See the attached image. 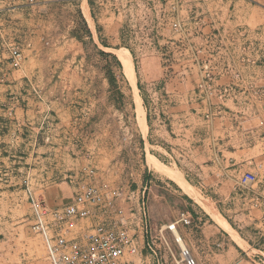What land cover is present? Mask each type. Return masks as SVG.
Instances as JSON below:
<instances>
[{
  "label": "crops",
  "instance_id": "crops-1",
  "mask_svg": "<svg viewBox=\"0 0 264 264\" xmlns=\"http://www.w3.org/2000/svg\"><path fill=\"white\" fill-rule=\"evenodd\" d=\"M89 1L82 5L91 16ZM166 1L168 11L188 20L187 28L173 26L203 53L212 80L201 91L199 79L188 95L174 90L172 100L154 102L145 113L135 77L139 101L133 103L145 125L139 181L132 158L116 157L106 132L111 113H117L107 77L85 65L86 36L115 56L120 40L106 38L100 45L95 23L89 25L82 5L75 10L74 0H0V172L14 175L11 183L24 197L21 180L27 179L24 184L39 201L0 202V264H40L41 244L32 245L31 238L47 250L58 238L52 253L59 261L47 264H64L78 249V259L86 258L105 224L128 228L120 264H128L126 254L138 255L140 232L147 235L155 226L165 240L169 225L177 250L187 248L194 264H264L259 213L244 197L264 182V130L255 113L236 121V112L259 111L254 95L264 92V0ZM66 12L80 16L90 35L74 19L66 22ZM116 32L114 26L110 34ZM13 47L21 53L17 67ZM130 180L135 191L118 187ZM88 188L97 206L77 202ZM70 204L78 215L56 224L51 212ZM158 207L166 212L158 216ZM32 223L41 226L38 236L30 231ZM152 254L156 264H164L160 252L159 258ZM141 257L149 264L147 255Z\"/></svg>",
  "mask_w": 264,
  "mask_h": 264
},
{
  "label": "rangeland",
  "instance_id": "rangeland-1",
  "mask_svg": "<svg viewBox=\"0 0 264 264\" xmlns=\"http://www.w3.org/2000/svg\"><path fill=\"white\" fill-rule=\"evenodd\" d=\"M82 1L84 0H74L72 3V6L77 12L81 10ZM88 6L91 11V16L89 15L86 3H83L82 9L92 28V23H95L98 36H100L99 41L101 39L100 45L105 43L104 40H106V38H109L111 42L115 39L117 43L120 40L121 43V45L116 46L121 47L120 50L115 51L117 57L114 55L121 65V68H118L114 60L110 57L101 55L100 52L102 51L97 48V45L90 37L88 39V36H86L83 50L84 54L89 58L85 65L91 66V69L94 70H103L107 77L110 99L111 102L115 104L117 113H115L114 116L111 113L110 122L107 121L106 123V125L109 124V128L106 132L111 138V145L114 152L117 154L116 157L132 158L135 164L133 171L140 181L142 180L144 172V163L139 146L143 133L140 129L145 131V125L142 121V111H138L134 106V103L136 105L139 101L136 86L146 113L150 104L160 102L161 100H172L173 98L169 96H172L174 90H180L188 95V92L194 90L193 88L196 86L199 79L201 80L198 86L199 90L203 91L208 89L212 80L211 72L209 71L210 68L202 59L203 53H196L199 49L196 50L194 48V44L189 40V37L184 36L183 31H175V26H173L174 23L180 22V26L176 25V27L178 29L181 27L184 29L187 28L186 23L188 20L186 17H183V14L178 15L175 10L168 11L166 0H90ZM62 17L66 22L74 19L79 29L82 28L80 16L76 18V15L73 16L66 12ZM178 17L180 19L182 18V20H179ZM114 26L117 32L113 37L110 32H112ZM71 48L74 50L70 53L74 54L76 48ZM121 53H127L129 56L132 66V77H129L123 69V64L119 58ZM10 55L12 65L17 67L22 59L19 49L17 47L11 48ZM110 71L114 76L113 87L110 85L108 79V72ZM254 96L257 97L255 101L260 102L259 106H257L259 111H250L245 114L243 112H236L238 117L236 121H242L240 117L248 118L249 115L252 116V114L255 113L257 115V120L260 121L261 128L264 130V92ZM248 98L253 102L252 100L254 98L251 96H248ZM245 102L249 103L248 100ZM252 108L255 109V107ZM170 113L171 111L168 114ZM9 115H11V113H9ZM153 152L161 155V153L156 150ZM1 165L0 169L2 170ZM2 174L4 173L1 171L0 202H21L20 200H23L22 202H39L34 198L33 192L29 190L28 184H24V181L27 182V179L21 180L24 186L20 190H25L24 197L23 195L16 194L18 192V190H16L18 186L13 185L14 182L11 183L14 175L10 174L6 177H2ZM135 178L136 176H134V179ZM9 183H11V185H9ZM132 184L134 185L135 182H131L130 180L129 183H124V185L118 187H124L130 191H135V189L132 188ZM3 185L7 187H2ZM88 191L92 192L90 198L85 197ZM244 197L249 209L259 213L256 223L264 233V182L260 185L259 190L247 191ZM97 201L93 189L88 188L78 198L77 202H87L88 204L97 206ZM210 204H212V202H210ZM54 211L51 212L53 216ZM141 211L140 213L142 215ZM161 212H166L164 207H158V216H160ZM34 215L35 213L33 210V218ZM54 219L56 224L64 222H57L55 217ZM31 221L32 214L29 222L31 223ZM104 224L105 223L100 225ZM29 225H27V227ZM105 225L106 228L104 231L98 233L94 240L103 238L105 250L110 260L113 264H120V259L124 254L129 239L128 228L123 224ZM33 226H36V224L32 223L29 226L30 231L37 236L41 234V226L38 225L40 226L39 231H34L32 229ZM172 226L169 225L163 230L162 234L165 240L161 238L162 236L155 226L151 230L149 228L147 235L140 232L136 236L137 248L139 251L138 255L126 254L123 261L128 264H142L143 258L141 254H143L148 256L150 260L149 264H156V259L152 252H154L158 258L160 252V263L186 264L185 258L181 253L183 250L188 252V249L182 247L181 252L177 250V242L171 237V232L175 234L173 230L174 226ZM27 227H23L22 231L26 233V231L29 230ZM0 229H4L2 224H0ZM141 234L143 235V239ZM0 240H2L1 235ZM3 241L7 240L3 238ZM30 242L34 246L41 244L36 259L40 264L42 259L45 263L46 261L48 263V260H56L55 258L59 261V255L52 253L55 242L48 247V250L42 241L40 243L38 240H33L31 238ZM160 243L162 245H160ZM147 244L149 246H147ZM158 245L160 246L158 247ZM92 247L91 243L88 248L92 249ZM193 262H195V260Z\"/></svg>",
  "mask_w": 264,
  "mask_h": 264
},
{
  "label": "bare ground",
  "instance_id": "bare-ground-1",
  "mask_svg": "<svg viewBox=\"0 0 264 264\" xmlns=\"http://www.w3.org/2000/svg\"><path fill=\"white\" fill-rule=\"evenodd\" d=\"M119 58L123 64V69L125 70L126 74L129 77H132L133 76L132 66H131V62H130L128 54L127 53H121L119 55ZM85 197L86 198L91 197V192H86ZM209 211L215 217V214L213 213L215 211H213L211 209H209ZM54 215L56 217H58L59 221L61 222V221L68 220L69 218L76 217L78 215V211L76 210V208L73 204H70V205L62 208V210H55ZM32 229L34 231H39L40 226H38V225L33 226ZM103 241H104L103 238H97L96 240H94L92 242L93 250L86 258L78 259L79 258L78 255L81 254V249H78L77 254H75V257L69 258L68 260L65 261L64 264H113V262L110 260L108 254L105 250V243ZM181 254H182V256H184L186 264H194L193 260L190 258L189 254L186 250H183Z\"/></svg>",
  "mask_w": 264,
  "mask_h": 264
},
{
  "label": "trees",
  "instance_id": "trees-1",
  "mask_svg": "<svg viewBox=\"0 0 264 264\" xmlns=\"http://www.w3.org/2000/svg\"><path fill=\"white\" fill-rule=\"evenodd\" d=\"M80 23H81V27L83 28V30L85 31L86 34L90 35L89 30L86 26L85 21L80 17ZM101 55L105 56V57H110L112 58V60H114V62L116 63L118 68H121L120 63L118 62L117 58L113 55V54H109V53H104V52H100ZM110 74V75H109ZM108 79H109V83L110 85L113 87L114 86V76L113 73L110 71L108 72Z\"/></svg>",
  "mask_w": 264,
  "mask_h": 264
}]
</instances>
